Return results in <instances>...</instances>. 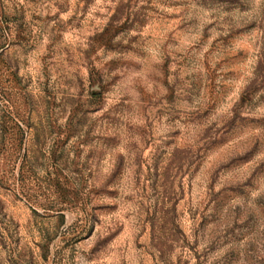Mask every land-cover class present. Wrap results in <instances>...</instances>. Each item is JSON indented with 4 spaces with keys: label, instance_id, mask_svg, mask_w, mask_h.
Wrapping results in <instances>:
<instances>
[{
    "label": "rangeland",
    "instance_id": "rangeland-1",
    "mask_svg": "<svg viewBox=\"0 0 264 264\" xmlns=\"http://www.w3.org/2000/svg\"><path fill=\"white\" fill-rule=\"evenodd\" d=\"M0 264H264V0H0Z\"/></svg>",
    "mask_w": 264,
    "mask_h": 264
}]
</instances>
